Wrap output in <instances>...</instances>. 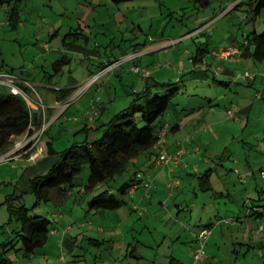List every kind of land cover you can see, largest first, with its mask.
I'll use <instances>...</instances> for the list:
<instances>
[{
  "label": "rangeland",
  "instance_id": "1",
  "mask_svg": "<svg viewBox=\"0 0 264 264\" xmlns=\"http://www.w3.org/2000/svg\"><path fill=\"white\" fill-rule=\"evenodd\" d=\"M16 1L7 0L0 6V69L30 81L25 83L28 104L43 113V120L40 129L32 126V131L14 138L12 148L0 154V171L11 172L0 179V232L3 225L11 229L15 224L8 223L10 212L3 203L7 196L22 194V201L30 207L36 202L34 195L23 189L25 181L19 169L11 168L18 164L14 159H40L46 151L39 147L40 140H49L61 151L74 141L92 138L98 132L94 128L98 122L108 121L130 105L133 90L146 87L142 76L148 68L154 79L172 81L173 87L181 89L175 99L181 103L179 108H196L193 118L199 125H188L179 135L202 139V153L192 162L200 167L191 168L183 193L166 197V206L160 208L147 204L145 216L140 213L146 201L139 202L147 197L144 185L136 188L133 197L126 196L127 204L120 210L104 214L85 215L87 197H77L78 202L67 197L62 206H56L54 200L38 205L34 212L51 213L60 221L57 225L76 228L86 221L81 228L87 235L73 254L65 251L63 260L58 227L32 263L167 264L174 255L185 264H264V218L252 217V223L234 225L226 220L246 213L250 198H258V191H264V100L257 97L264 91V61L240 57L231 62L220 56L222 62L218 63L213 55L238 45L253 30L264 31V10L254 16L250 0L237 9L231 0H130L119 4L113 0H23L21 22L12 28L8 8L9 2ZM146 42L156 48L144 52L140 48ZM204 46V59L194 62L191 57ZM58 59L63 61L56 71L53 64ZM218 66L221 71L232 70L234 76L218 72ZM247 73L257 76L245 80L242 75ZM96 74L99 79L81 92ZM72 77L80 82L75 96L58 100L56 90L69 87ZM8 90L10 87L0 83V91ZM248 102L253 106L247 114L240 113L238 119L227 115L233 104L239 108ZM103 106L106 111L98 121L96 108ZM177 116L172 110L165 117L176 120ZM209 169L216 190L226 193L230 184L229 194L216 196L202 190L200 175ZM88 173L86 168L82 181ZM130 175L119 177L116 185L129 181ZM209 219L220 225L213 227L203 259L195 261V230ZM5 236L0 233V242ZM130 248H135L133 255L127 254Z\"/></svg>",
  "mask_w": 264,
  "mask_h": 264
},
{
  "label": "trees",
  "instance_id": "2",
  "mask_svg": "<svg viewBox=\"0 0 264 264\" xmlns=\"http://www.w3.org/2000/svg\"><path fill=\"white\" fill-rule=\"evenodd\" d=\"M6 1L0 0V6L4 5ZM20 1L23 0H17L14 3L9 2L8 24L12 28H17L21 22L22 6ZM125 1L130 0H113L116 4ZM207 4L209 5V3ZM243 4H246L245 0H238L233 8L237 9ZM249 4L256 17L264 10V0H250ZM146 44L147 42L144 46ZM238 45L242 49L241 57L264 61V31H251ZM205 50V46L199 47L198 54L191 57L195 60L194 62H202ZM62 61L58 59L54 62L53 66H55L56 71L60 70L59 66ZM1 70L0 73L3 72ZM4 72L11 73V71L5 70ZM142 77L145 78L146 87L142 91L133 90L130 105L116 111L108 121H101L96 128L94 127L98 132L92 138L74 141L69 147L61 151L55 150L51 142L48 143V153L57 156V158L47 172L30 181L29 192L34 195L36 200L32 207L27 206L22 201V194L7 196L3 203L7 204L10 212L8 223L15 222V224L11 229L5 228L3 225V230L0 232L6 235L4 240L0 242V264H33V259L40 254L39 249L50 243L51 235L60 227L57 225L59 221L55 220L51 213L45 215L34 212L38 205L48 204L54 200L56 206H62L67 197H75V202H78L76 201L78 200L77 197H87L88 206L85 215L118 211L127 204L126 196L130 195L133 189L141 186L144 181L146 182V178H144L145 169L136 159L151 160L157 158V162L164 164L159 161V148L156 149L155 147L158 146L156 144L162 130L167 126L165 125L166 114L172 110H177L184 117L192 114L196 108H179L181 103L175 99L181 93V89L173 87L174 82H159L150 73ZM18 84L24 90L28 88L23 81ZM54 89L56 90V88ZM73 92L74 88H59L56 90V96L58 100L68 101L75 96H73ZM257 97L264 100V91L259 92ZM230 108L237 107L233 104ZM237 109L239 111V108ZM103 110L102 107L96 109L97 115ZM95 113H93L94 116ZM42 115V112L33 111L22 95H16L11 90L0 91V154L8 152L14 144V138L32 131V126L40 129ZM97 120L99 121L98 117ZM179 126V121L172 122L168 125V131L177 130ZM88 128L89 126L86 125L84 129L87 130ZM48 129L49 127L43 132V137ZM178 150L175 154H171L176 156ZM186 162L183 159L180 165H184ZM187 165V167L184 165L186 170L195 169V166L189 167L188 163ZM86 168L89 169L88 177L82 181L80 176ZM210 170L200 175L202 178L200 187L204 191H213L214 195H224L225 192L216 190L210 181ZM127 174H131L130 180L116 185L118 178ZM148 183L150 186L152 185L150 181ZM258 192H260L258 198H250L246 213L244 211L243 214L226 220H230L231 224L234 225L239 222L252 223V217L263 219L264 195L262 193L264 191ZM225 194H229V191ZM85 222H82V225L75 229L74 225L70 224L61 228L59 232L60 245L64 249L60 255L61 259L65 260L66 250L73 254L76 248L81 247L87 235L81 228ZM215 225L220 224L214 223V221H206L204 226L197 231L196 242L198 244L194 248V259L196 250L200 245L199 232L204 227L212 230L211 236ZM89 239L92 242L95 240L92 237ZM207 240H205L206 244L208 243ZM134 252L135 248L134 250L130 248L127 254L133 255ZM38 264H42V262ZM167 264L185 263L176 256L170 255Z\"/></svg>",
  "mask_w": 264,
  "mask_h": 264
},
{
  "label": "crops",
  "instance_id": "3",
  "mask_svg": "<svg viewBox=\"0 0 264 264\" xmlns=\"http://www.w3.org/2000/svg\"><path fill=\"white\" fill-rule=\"evenodd\" d=\"M231 3H233V4L236 3V0H231ZM245 38H246V36L244 37V39ZM238 43L240 44L241 41H238ZM233 45H235V44H233ZM155 48L156 47H153L151 43H147L145 46H143L140 49L141 50L145 49L144 52H146L147 49L148 50H154ZM132 59H134V58H132ZM214 60H216V62H218V63L222 62L221 60L216 59V58ZM134 61H135V59H134ZM135 64L137 65V62ZM218 65H220V64H218ZM217 69L219 70L218 72L225 73L226 75H229L232 77L234 76V72L232 70L229 71V70L224 69V71L223 70L221 71L222 68L220 66H218ZM1 71L4 72V70H1ZM18 78L20 81L30 82L29 80H26L25 78H23L21 76ZM143 81L146 83L144 77H143ZM70 83L71 84L68 88H74L75 89L80 82H78L76 78L72 77L70 80ZM252 83H253V81H252ZM263 83H264V81H263ZM250 84H251V81H250ZM50 85H52V83H50ZM52 89H54V88H52ZM74 92H73V94H74ZM252 106H253V104L250 102L244 103V105L243 104L238 105V107H239V113L238 114H240V113L241 114H243V113L247 114L249 112V110L252 108ZM102 108L104 110L101 113H98L97 117H99V116L101 117L102 114L105 113L106 107L103 106ZM96 109L98 110V108H96ZM174 111L177 112V110H174ZM193 116H194V112L192 114H190L188 116H184V117L178 113L176 120H172L171 117H165V125H167L166 126L167 128H165V130H164L166 147L170 153L175 154L179 148L181 141L185 139L187 141L188 152L184 155L183 159L185 162L187 161V163L189 164V167L193 166L192 162L195 161L194 158H196L197 154L202 153L203 146H204L202 139H197V138L194 139L193 136H187L184 138L182 135H179V133L181 131H183L184 129H186L188 125H190V126L196 125V127L199 125L197 123V121L195 120L196 118H193ZM176 121H179V123H180L179 128L177 130L168 131V125L170 123L176 122ZM99 123L100 122H98L97 124H99ZM45 142L46 143H43L40 140V142L38 144L39 147L43 146L44 150H46L45 153L42 155V157H40V159L33 161L31 158L29 159L28 157H24V158H20V160L14 159L18 162V164H16V163L11 164V168H13V169L18 168L19 169L20 174H21L20 178H23L25 181V187L23 189L29 190L30 181L33 178H35L36 176L44 174L45 172H47L48 169L52 166V164L54 163V161L57 158V156H54V155L48 153V142H49V140H46ZM155 148L158 149V147H155ZM140 160L136 159L137 162ZM139 163L142 164V168L145 169L144 178H146V182L144 181L142 183V185H144L145 188H146V186L148 188L146 199H141L139 201L141 204L144 201H146V205H144L146 211L144 210V212L142 214L140 213V216H145V213L149 212V208H148L147 204L150 203L151 205L159 206V208H160L161 206H166L165 205L166 197L167 198L173 197L175 194L180 193V192L183 193L184 190L181 188H182V185L185 184V179L190 174L191 168L186 170L184 165H176V163L173 161L170 162L169 164H161V163L157 162V158H153L151 160L145 159V160L140 161ZM197 165H198V163H197ZM1 167L2 166H0V169H1ZM198 167H200V164L198 165ZM4 173L9 176L10 174H8V173H11V172L10 171L9 172L0 171L1 181H3V179L5 178ZM12 173H14V172H12ZM148 181H150L152 183L151 186L146 185L148 183ZM174 181H178V184L175 187L172 185L174 183ZM172 187H173V190H175V191H172V189H171ZM136 188L131 191L129 196L133 197L136 194V191H135ZM227 190L229 192H231V185L230 184H229V186H227ZM135 207H136V205H135ZM210 211L212 212V211H214V209L210 210ZM210 211H209V213H211ZM216 211H217V209H216ZM128 217L129 216H126L125 219L127 220ZM102 219L103 218H101V220ZM123 221L124 220L120 219L121 223H123ZM209 221L212 222V219H209L208 222ZM59 223H60V221H59ZM59 226L61 228H63V225H59ZM198 230L199 229L195 230V234H194V238H193L195 240V242H196V234H197ZM252 233H253V227H252ZM250 234H251V232H250ZM192 252H194V250H192Z\"/></svg>",
  "mask_w": 264,
  "mask_h": 264
},
{
  "label": "built area",
  "instance_id": "4",
  "mask_svg": "<svg viewBox=\"0 0 264 264\" xmlns=\"http://www.w3.org/2000/svg\"><path fill=\"white\" fill-rule=\"evenodd\" d=\"M226 49L227 50H225V51L222 50L221 52H217V53L215 52V54H213V55L216 57V59H219V60H221L220 56H223V57L226 56L223 59H229V61L240 60L242 49L239 45H233L232 47L230 46L229 48H226ZM112 66L113 65H111L110 67H112ZM138 69L139 68L136 67L137 71H138ZM107 70H105V71H107ZM217 71H218V69H217ZM144 75H146V76L149 75L148 69L144 70ZM256 76H257V74H255V73H252V74L247 73L245 75H242V78L245 80H252V78H254ZM262 76L264 78V72L262 73ZM98 77H99V74H96L93 77H91L83 85L84 89L81 92H83L89 84L95 83L97 81V79H99ZM19 82H20L19 78L17 76H15L13 73H7V72L6 73L5 72L0 73V83H3L4 85L10 87V89L13 93H15L16 95L17 94L22 95L26 99V101L29 102L28 96H30V95H28L26 90H24L23 88H21L19 86V84H18ZM24 83L30 84V82H26V81H24ZM69 103L71 104L72 102L69 101ZM70 104H68V105H70ZM238 113H239V111L237 108H230L228 110V115L231 118H237ZM165 128H167V127H165ZM165 128L162 130V132L160 134V138L158 140V143L156 144V145H158L157 147L159 148V151H160L159 161H161L164 164H169L173 160V162H175L176 165H180L182 163L184 155L188 152L187 141L186 140L181 141V143H180L181 145H180V148H179L176 156L171 154L167 150V148L165 147V143H166L165 133H164ZM33 146L30 147L29 149L33 148ZM184 165L187 167L188 166L187 162L184 163ZM197 167H198V165H195V168H197ZM263 176H264V171H263ZM177 184H178V181H174V183L172 185L175 187ZM147 185L150 186V184H147ZM211 233H212V230L204 228V227L199 232L200 245L197 248L196 253H195V260L196 261H201L203 259V255L205 252V245H206L205 240H207V238L210 236Z\"/></svg>",
  "mask_w": 264,
  "mask_h": 264
}]
</instances>
